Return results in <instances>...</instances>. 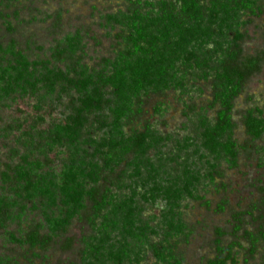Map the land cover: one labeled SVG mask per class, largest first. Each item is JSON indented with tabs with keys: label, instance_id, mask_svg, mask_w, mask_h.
<instances>
[{
	"label": "rangeland",
	"instance_id": "rangeland-1",
	"mask_svg": "<svg viewBox=\"0 0 264 264\" xmlns=\"http://www.w3.org/2000/svg\"><path fill=\"white\" fill-rule=\"evenodd\" d=\"M161 1L164 0H0V46L7 48L15 43L17 51L30 62H43L50 69L65 73L70 70L71 77H74L71 71L76 68L100 73L128 46L126 38L130 32L126 22H110L109 18L135 11L145 15L151 10L147 3L156 5ZM168 5L169 8L174 6L176 11L180 8L174 0H168ZM238 21L245 35L241 41L243 56L262 57L264 0H258L254 13H240L226 23L207 25L206 21L205 25L218 34ZM217 37L215 43L226 49L228 41L219 35ZM72 38L78 44L75 54L70 53ZM215 43L207 48H214ZM172 75L170 71L166 81L173 83ZM178 76L181 77L176 86L170 83L164 87L162 81L152 83L136 102L135 110L141 114L123 122L124 137L131 136L134 131H150L152 149L149 158L142 160L141 172L134 176V170H130L126 184L121 187L102 182L103 191L111 190L121 200L137 208L141 225L150 228L152 245L164 241L165 222L173 217L172 212L175 211L177 219L181 218L188 227L187 236L171 241L183 264H207L214 259L217 255V230L223 232L222 246L232 245L234 262L229 264H264V135L254 140L245 124L250 111L264 118V61L260 71L248 79L234 103V140L239 149L235 168L225 161H215L212 156H206V159L202 156L208 155L201 149L203 121L213 123L218 111L213 105V75L208 69L188 71L183 68ZM39 87L36 94H12L0 102V195L18 201L17 208L12 211L14 215H19L24 212L22 208H26V216L22 220L12 218L4 229H0V257L8 259L11 264H80L85 258L86 242L99 237L97 227L101 220L98 219L94 227L89 221L92 216L90 210L74 218L68 230L47 247L30 249L14 241L41 223L43 216L40 204L36 210L32 203L17 198L12 186L3 183V175L7 172L12 175L27 157L44 164V172L58 174L72 157L68 146L55 145L50 149L46 144L51 143L49 137L55 128L65 124L73 114L76 92L72 88L66 87V91L58 87L55 93L48 94L42 85ZM104 94L106 100L114 101L110 90ZM79 135L75 139V147L79 149H86L91 140L102 146L110 139L121 142L123 138L112 125L107 108L92 115L79 130ZM98 149L95 148L96 151ZM89 152L92 154L94 151L91 149ZM98 159H102L99 154ZM207 161L216 164L222 174L214 184L206 178ZM123 168L126 166L118 168L117 173ZM185 169L188 172L185 173ZM191 170L195 172H189ZM196 172V193L204 198L203 201L186 198L178 203L177 208L174 201L157 193L171 184L183 186L185 175ZM206 202L210 207L205 206ZM222 204L224 210L217 212V207ZM136 226L140 227L139 221ZM43 233L49 232L46 229ZM118 235L115 233L113 237L121 243L123 240ZM69 242L71 246H68ZM131 248L132 252L140 251L139 245L132 243ZM140 255L138 261L133 255L122 264H162L147 246ZM99 264L114 263L107 259Z\"/></svg>",
	"mask_w": 264,
	"mask_h": 264
},
{
	"label": "trees",
	"instance_id": "trees-1",
	"mask_svg": "<svg viewBox=\"0 0 264 264\" xmlns=\"http://www.w3.org/2000/svg\"><path fill=\"white\" fill-rule=\"evenodd\" d=\"M174 1L180 5L178 11L172 5L169 8L168 0H164L156 5L147 3L151 10L145 15L135 11L132 14L111 16L110 22H126L130 32L126 38L128 46L116 61L108 62L105 71L100 73L91 72L87 68H76L71 71L74 73V77H71L70 70L65 73L56 68L50 69L43 62H30L17 51L15 43L7 48L0 46V102L12 94H36L41 85L48 94L55 93L58 87L63 90L66 87L72 88L76 92L73 114L69 115L65 124L55 128L49 137L51 143L46 144L50 149L55 145L68 146L72 157L63 165L62 171L58 174L44 172V164L27 157L12 175L8 172L3 175V183L12 186L17 198L32 203L36 210L40 204L42 210L41 223L26 231L21 239L14 238L20 245L30 249L47 247L58 235L68 230L74 218L83 213L85 215L90 210L92 216L89 221L94 227L98 219L101 220L97 227L99 237L86 242L85 258L80 264H99L107 259H111L114 264H122V261L131 259L133 255L138 261L146 246L154 251L159 263L183 264L171 241L187 236L188 227L181 218L177 219L175 211L172 212L173 217L165 222L164 241L152 245L149 241L150 228L148 225H141L137 208L121 200L111 190L103 191L102 182L108 186L121 187L126 184L130 170H134V176L139 174L142 160L149 158L152 149L150 131H134L131 136L124 137L123 122L141 114L135 110L136 102L152 83L162 81L165 83L164 87L169 86L171 82L166 79L170 71L173 74L171 84L176 86L181 77L178 74L183 68L188 71L195 68L208 69L213 75V105L218 111L213 123L203 121L201 149L208 155L202 156L205 159L206 156H212L215 161H225L231 168H235L239 149L234 140V103L243 92L248 79L260 71L264 53L262 57L243 56L241 41L245 35L240 30V21L232 22L227 31H219L218 34L205 25L206 21L207 25L226 23L233 21L240 13H254L258 0ZM156 8L158 11H155ZM218 35L228 41L226 49L215 43ZM211 43H215L214 48H207ZM77 45L74 38L70 39V53L77 52ZM107 90L111 91L114 101L105 99L104 93ZM106 108L112 117V125L118 135L123 137L122 141L110 139L109 143L98 146L96 141L91 140L86 144V149L75 147V139L80 136L79 130L88 123L92 115ZM245 124L250 137L254 140L262 138L264 118L261 115L248 112ZM95 148H99L98 151ZM104 148L107 151L103 152ZM91 149L94 151L92 154L89 152ZM97 153L102 159H98ZM130 156H133L132 161ZM207 162L206 178L214 184L222 174L218 172L216 164ZM122 166L126 168L117 173ZM197 175V172L188 173L183 179L186 180L183 186L171 184L157 193L174 201L177 208L178 203L186 198L203 201L204 198L196 193ZM17 204L18 201L13 197L0 195V229H4L12 218L22 220L26 216L25 207L22 208L24 212L14 215L12 211L17 208ZM205 206L210 207V203L206 202ZM217 208V212L223 211L224 204ZM137 221L140 222V227L136 226ZM46 229L48 234L43 233ZM115 233L123 240L121 243L116 242L113 237ZM216 234L217 255L207 264L234 262L232 245L223 247V232L217 230ZM132 243L140 246L139 253L131 251ZM68 246H71V242ZM0 264L11 262L0 257Z\"/></svg>",
	"mask_w": 264,
	"mask_h": 264
}]
</instances>
